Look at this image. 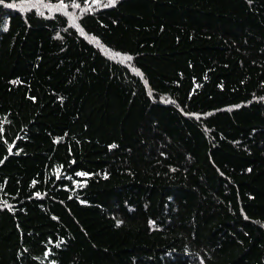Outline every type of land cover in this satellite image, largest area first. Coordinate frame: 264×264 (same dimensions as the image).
<instances>
[{
	"label": "trees",
	"instance_id": "1",
	"mask_svg": "<svg viewBox=\"0 0 264 264\" xmlns=\"http://www.w3.org/2000/svg\"><path fill=\"white\" fill-rule=\"evenodd\" d=\"M0 264H264V0H0Z\"/></svg>",
	"mask_w": 264,
	"mask_h": 264
},
{
	"label": "snow or ice",
	"instance_id": "2",
	"mask_svg": "<svg viewBox=\"0 0 264 264\" xmlns=\"http://www.w3.org/2000/svg\"><path fill=\"white\" fill-rule=\"evenodd\" d=\"M128 59H131L130 57H128Z\"/></svg>",
	"mask_w": 264,
	"mask_h": 264
}]
</instances>
